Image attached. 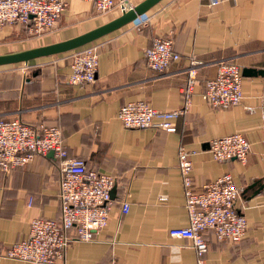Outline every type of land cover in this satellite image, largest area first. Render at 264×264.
Masks as SVG:
<instances>
[{
	"label": "crops",
	"instance_id": "crops-1",
	"mask_svg": "<svg viewBox=\"0 0 264 264\" xmlns=\"http://www.w3.org/2000/svg\"><path fill=\"white\" fill-rule=\"evenodd\" d=\"M55 28L38 37L21 26L0 29V55L66 41L120 16L96 13L90 2L63 0ZM144 0H133L134 6ZM162 0L145 16L93 42L101 45L96 82L71 86L69 53L27 64L0 66V120L19 119L32 127H58L69 158L88 170L117 178L108 225L89 243L73 242L64 264H196L190 241L172 238L188 215L177 153L194 154L192 180L199 188L230 174L240 192L237 210L247 229L238 243L218 242L206 233L207 264H264V0ZM149 19L144 25L140 23ZM158 38L172 40L180 59L163 74L146 66L144 52ZM92 43V44H93ZM197 79H214L220 62L254 73L242 76L237 106L212 108L193 96L175 133L125 129L121 106L144 102L158 111L183 105L189 59ZM240 134L250 145L245 163H219L208 152L211 140ZM58 161L37 157L23 168L0 172V255L28 237L34 218H59ZM29 200H32L29 205ZM129 204L127 214L121 203ZM0 264H25L0 259Z\"/></svg>",
	"mask_w": 264,
	"mask_h": 264
},
{
	"label": "built area",
	"instance_id": "built-area-1",
	"mask_svg": "<svg viewBox=\"0 0 264 264\" xmlns=\"http://www.w3.org/2000/svg\"><path fill=\"white\" fill-rule=\"evenodd\" d=\"M83 1L90 2L96 13L101 15L114 10L121 15L134 7L133 0ZM217 4V0L210 2V6ZM65 7L63 0H0V29L13 25L23 27L35 37L49 34ZM148 20L144 19L140 25ZM100 49L101 45L91 43L69 53V85L85 86L96 82ZM144 59L149 70L163 74L171 62L180 59V55L174 50L172 40L158 38L145 50ZM199 66L195 58L189 59L185 70L187 79L180 88L183 99L180 109L163 112L144 102L128 103L118 111L122 126L136 130L156 129L171 134L176 131L174 122L187 113L193 96H200L212 108L240 104L243 99L242 75L237 64L220 62L215 78L203 83L197 79ZM50 152L60 167L59 218L32 219L28 237L10 246L0 259L25 264H64V254L71 243H89L108 225L114 204L111 191L116 186V177L88 170L83 160L69 158L58 127H32L19 119L0 120V172L8 174L27 166L37 157H46ZM208 152L219 163H245L250 145L242 135L233 134L211 140ZM193 154L184 147H180L177 153L189 225L172 229L169 235L190 241L196 264H207L206 233L211 232L218 242L238 243L245 236L247 223L236 208L240 192L230 174L199 188L194 185ZM31 203L29 200V205ZM128 211L129 204L123 201L121 213L127 214Z\"/></svg>",
	"mask_w": 264,
	"mask_h": 264
},
{
	"label": "water",
	"instance_id": "water-1",
	"mask_svg": "<svg viewBox=\"0 0 264 264\" xmlns=\"http://www.w3.org/2000/svg\"><path fill=\"white\" fill-rule=\"evenodd\" d=\"M161 1L162 0H144L141 3L135 5L133 9L122 13L116 19L73 39L47 46L0 55V66L27 64L33 60L53 57L82 48L112 34L113 32L132 22H135L138 17L145 15ZM253 73L254 72L251 70L244 69L242 71V76L250 77ZM46 157L54 159L53 152H50ZM115 188L116 187H114L111 191V197H113Z\"/></svg>",
	"mask_w": 264,
	"mask_h": 264
},
{
	"label": "trees",
	"instance_id": "trees-1",
	"mask_svg": "<svg viewBox=\"0 0 264 264\" xmlns=\"http://www.w3.org/2000/svg\"><path fill=\"white\" fill-rule=\"evenodd\" d=\"M69 53V52H68Z\"/></svg>",
	"mask_w": 264,
	"mask_h": 264
}]
</instances>
